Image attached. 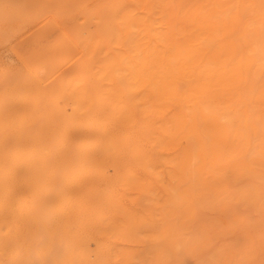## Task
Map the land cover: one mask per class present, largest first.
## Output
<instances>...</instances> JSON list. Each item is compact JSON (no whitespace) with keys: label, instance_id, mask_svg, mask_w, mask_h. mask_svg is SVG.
<instances>
[{"label":"bare ground","instance_id":"obj_1","mask_svg":"<svg viewBox=\"0 0 264 264\" xmlns=\"http://www.w3.org/2000/svg\"><path fill=\"white\" fill-rule=\"evenodd\" d=\"M123 12L112 22L103 57V19L73 26L72 34L50 21L46 33L60 30L62 54L79 55L81 64L87 58V78L55 81L49 93L30 66L16 89L33 96L42 87L41 95L22 104L0 101V264H48L49 212L62 209L60 196L155 195L177 205L202 194L213 173L241 176L253 173L248 160L264 164V2L195 0L169 15L170 27L158 33L151 15ZM56 53L49 61L61 70L66 64L57 63ZM256 183L239 205L262 213L264 180ZM26 196L33 197L32 208L19 205ZM19 213L34 225L27 245L15 226ZM41 229L45 241L38 243Z\"/></svg>","mask_w":264,"mask_h":264},{"label":"rangeland","instance_id":"obj_2","mask_svg":"<svg viewBox=\"0 0 264 264\" xmlns=\"http://www.w3.org/2000/svg\"><path fill=\"white\" fill-rule=\"evenodd\" d=\"M239 1L244 2L245 6L260 2ZM194 3L195 0H153L146 6L141 0H0V101L19 104L26 98L41 95L44 91L42 87H38L33 96L29 95L30 89H16L15 84L30 66L47 81L49 93L59 81L70 85L87 78L88 70L82 68L87 65V58L81 64L79 55H63V46L58 39L60 30L57 29L51 36L46 33V26L53 27L50 21H54V24L59 22L72 34L73 26L89 27L94 21L103 19L104 28L102 26L101 29L104 35L98 37L90 29L93 38L99 39L98 51L103 57L106 46L112 42V22H120L117 13L128 8L139 16L151 15L155 32L158 33L170 27L169 15L179 14ZM123 27L121 25L124 34ZM75 38L72 35V39ZM133 42L134 38L128 40L126 45L130 47ZM54 50L57 51L54 56L57 63L66 64L61 70H53L52 61H49V55ZM250 154L254 156L256 151ZM248 163L257 175L213 173L202 194L178 199L175 206L170 200L155 195L60 196L56 204L62 205V209H57V206L51 208L48 237L45 241L44 231L39 230L42 240L38 243L47 242L48 264H264V212L257 213L253 205H239L242 195L253 191L257 187L256 182L264 180L257 178L264 174V167L261 166L264 164H252L249 160ZM112 173V169L107 171L109 176ZM224 179L228 186L225 184L222 188ZM102 187L101 183L97 185L99 189ZM19 205L32 208L33 197L26 196ZM4 224L2 234L7 232ZM15 226L21 242L25 245L32 243L30 236L34 225L30 219L26 220L19 213ZM255 226L259 227L256 229ZM34 264H38L36 260Z\"/></svg>","mask_w":264,"mask_h":264}]
</instances>
